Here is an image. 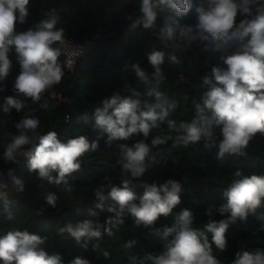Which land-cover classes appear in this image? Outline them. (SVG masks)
I'll return each instance as SVG.
<instances>
[{"label": "clouds", "instance_id": "clouds-1", "mask_svg": "<svg viewBox=\"0 0 264 264\" xmlns=\"http://www.w3.org/2000/svg\"><path fill=\"white\" fill-rule=\"evenodd\" d=\"M29 5L30 0H0V82L11 72L9 54L13 50L20 66L13 84L14 94L3 98L4 113L21 112L29 99L39 103L43 94L60 84L65 75L64 64L59 59L61 55L72 57L68 63L71 68L75 59L85 52L82 45L72 44L66 38L64 27H56L60 16L55 11H50L46 19L39 20L26 31L18 32L17 24L27 23ZM193 8L197 23L181 25L176 18L187 16ZM162 12L170 14L163 16L159 38L164 48L173 53L172 63H180L174 53L188 50L196 41L235 39L239 46L232 54L221 57L226 67L214 66L202 77L205 90L198 102L193 101L196 115L191 121L177 123L167 119L176 103L159 90L165 79L160 67L164 62L163 51L147 54L154 69L151 73L139 63L132 65L136 78L145 87L143 95L154 97L155 103L142 101L139 98L142 93L129 87L131 95L115 92L102 101V109L96 108L94 112V127L108 134L109 146L115 140H128L142 134V138L131 145H118L116 163L121 168L120 184H100L95 190L94 195L100 201L95 207L112 215L103 223L92 219L67 223L59 229V235L67 233L77 243L81 239L98 240L105 233L112 236L113 230L125 223V214H128L137 227L153 228L165 242L160 253H146L139 259L132 256L129 258L131 264H221L213 253V245L225 251L230 225L238 219L246 221L249 215H256L257 209L264 204V175H246L237 169L232 182L223 190L226 202L216 208L222 217L229 215L218 221L211 219L213 212L209 207L205 215L210 219L203 229L193 227L194 212L187 208L177 214L171 226L156 228L158 219L168 216L181 203L182 185L171 178L163 183H147L142 177L160 162L153 148L171 139L170 136L151 135L162 122L166 121L168 128L177 133L173 147L201 140L205 147L217 146L215 127H219L217 160H223L226 155L246 156V149L254 137L264 136V0H141L140 15L131 27L142 25L145 30H154ZM4 90L0 88V92ZM40 106L46 109L48 104ZM83 118L87 120L86 116ZM39 126V118L34 115L20 119L15 124L17 134L11 136L2 158L6 163H18V157L25 156L30 173H37L40 179L51 184H63L64 190L70 192L68 178L81 170L82 158L98 149V141L90 142L80 135L61 142L56 131L41 134ZM13 173L14 169L8 170L12 190L24 193L23 180ZM138 186L144 189L140 196L134 191ZM7 188L0 183V209L7 214L5 219L11 221L14 219L13 202L8 198ZM58 199L56 194L49 193L46 204L55 208ZM109 200L112 203L106 207L105 201ZM89 215L97 213L89 210ZM258 218L264 220V217ZM207 233L212 234L211 241ZM46 240L27 229L7 231L0 235V264H65L60 254L50 255L41 247ZM136 244V240H130L124 247L131 249ZM83 247L86 249L87 243ZM99 247V244L93 245V248ZM103 256L107 258L110 253L103 252ZM68 264H92V261L76 256ZM231 264H264V249L244 250L241 247Z\"/></svg>", "mask_w": 264, "mask_h": 264}, {"label": "trees", "instance_id": "trees-1", "mask_svg": "<svg viewBox=\"0 0 264 264\" xmlns=\"http://www.w3.org/2000/svg\"><path fill=\"white\" fill-rule=\"evenodd\" d=\"M140 3L141 0H30L27 23L16 26L18 32L26 31L39 20L46 19L50 11H55L60 16L56 27H64L66 38L88 41L84 54L76 59L73 67H66L61 55L59 59L64 64L65 72L61 83L45 92L39 103L29 99L25 109L19 113L15 110L4 113L2 107L3 98L14 94L13 84L19 73L20 66L14 50L9 54L11 72L0 82V88L5 89L0 92V183L8 186V198L13 202L11 211L14 214V219L8 221L5 219L7 214L0 209V235L13 229H27L46 237V243L41 247L50 255L60 254L65 264L76 256L88 258L92 264H131L130 257L139 259L146 253L158 254L165 244L153 228L137 227L128 214H125V223L118 230L114 229L112 236L105 233L98 240L81 239L77 243L67 233L59 235V229L67 223L75 224L84 219L103 223L112 215L95 207L100 202L94 195L95 190L100 184H120L121 168L116 163L118 145H131L142 138V134L133 135L128 140H115L109 146L108 134L94 127L95 109H102V101L115 92L122 96L131 95L129 87L142 93L139 97L142 101L155 103L154 97L143 95L145 87L136 78L132 65L139 63L151 73L154 69L148 62L147 54L163 51L164 62L160 67L165 79L159 90L176 103V108L170 111L167 119L177 123L191 121L196 115L193 101L198 102L205 90L202 77L214 66L226 67L221 57L232 54L239 46V41L235 39L196 41L188 50L174 53L180 63H172L170 56L173 53L169 48H164L159 38L163 16L170 13H160L154 30H145L142 25L133 29L131 25L140 15ZM176 19L181 25L194 26L197 23L195 8L187 16ZM44 103L48 104L46 109L40 106ZM25 115L38 117V131L41 134L56 131L61 142L80 135L86 136L90 142L98 141V149L89 151L82 158L81 170L68 178L72 188L70 192L64 190L63 184L57 186L40 179L37 173H30L25 156H19L18 163L3 160L6 144L12 135L17 134L15 124ZM65 116L68 118L65 119ZM85 116L87 120L83 118ZM215 132L217 146L205 147L201 140L188 146L173 147L177 133L168 128L166 121L161 123L160 128L153 129L152 136H170L171 139L153 148V154L160 162L142 177L143 181L163 183L171 178L182 185L181 203L168 216H161L156 228L171 226L177 214L185 208L194 212V228L203 229L210 219L205 215L209 207L213 212L211 219H224L229 214L222 217L216 208L226 202L222 193L232 182L234 172L240 169L246 175H264V136L257 134L254 137L246 149V156L226 155L223 160H217L220 128L215 127ZM150 141L151 136L147 142L150 144ZM9 169H14L13 174L23 180L24 193L12 190ZM134 191L140 196L144 189L138 186ZM49 193L59 197L55 208L46 204ZM110 203V200L105 201V206ZM89 210L97 215L90 216ZM258 217H264V204L257 209L255 216L249 215L246 221L238 219L230 225L226 233L225 251L213 245V253L221 264H231L235 252L241 247L244 250L264 249V220ZM207 235L211 241L212 234ZM130 240H136L137 244L126 249L124 245ZM85 243L88 245L86 249L83 247ZM94 244L100 247L93 248ZM103 252L110 253V256L105 258Z\"/></svg>", "mask_w": 264, "mask_h": 264}, {"label": "built area", "instance_id": "built-area-1", "mask_svg": "<svg viewBox=\"0 0 264 264\" xmlns=\"http://www.w3.org/2000/svg\"><path fill=\"white\" fill-rule=\"evenodd\" d=\"M72 44H80V45H82L85 49L87 48V46H88V41L87 40H84V41H76L75 39H73L72 37H69V38H67ZM67 47V46H66ZM63 58H64V64H65V66L66 67H68V63H69V60L72 58V57H70L69 55H65V54H63ZM78 58V57H77ZM76 58V59H77ZM76 59H75V61H76ZM75 63V62H74ZM69 68V67H68ZM1 171H0V176H1Z\"/></svg>", "mask_w": 264, "mask_h": 264}]
</instances>
